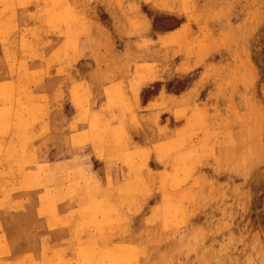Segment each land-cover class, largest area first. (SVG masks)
Returning <instances> with one entry per match:
<instances>
[{
    "label": "rangeland",
    "instance_id": "obj_1",
    "mask_svg": "<svg viewBox=\"0 0 264 264\" xmlns=\"http://www.w3.org/2000/svg\"><path fill=\"white\" fill-rule=\"evenodd\" d=\"M0 41L22 140L52 120L102 137L64 134L77 183L50 189L80 263L264 264V0H0ZM24 160L23 186L49 163L64 180L51 143Z\"/></svg>",
    "mask_w": 264,
    "mask_h": 264
},
{
    "label": "bare ground",
    "instance_id": "obj_2",
    "mask_svg": "<svg viewBox=\"0 0 264 264\" xmlns=\"http://www.w3.org/2000/svg\"><path fill=\"white\" fill-rule=\"evenodd\" d=\"M8 35L10 34L8 33ZM4 36H5V33H4ZM6 40L7 38L5 37V41ZM1 52H2V46H1V41H0V53ZM4 83H5V78L3 75L0 74V85H4ZM18 85H21V83H19ZM21 88L24 89V87H21ZM10 104L12 105V108L0 107V155H2V158L0 159V169L2 168V171L9 176L5 178L4 180H1L0 182V250L2 251L1 256L3 258L0 264H83V263H80V260L78 258V254H77L78 248H76L75 246H73L72 243H70V230L68 228H65V226L58 224V220L63 218L62 216L67 210V205H68L67 202L72 200V198L70 194L66 193L63 196L64 202L57 203L54 200V197H53L54 195L52 194V192H50V189L54 186V189H56V192L58 191L63 192L64 190H66L67 185L68 187L73 188L77 183V182H69L67 184L68 179H66V177L71 178V175L74 174V170L72 167L68 165V163L67 165H65L63 162L65 158L64 155H68V148L64 146V134H68L69 136L72 137V139L75 138L77 140L76 142H83V140H85V142L88 143L89 146L92 148H97L96 141L102 137L100 138L97 137L98 135H95V133H92L93 136L91 135V133H89L88 134L89 136L87 135L88 138L84 137L81 134L83 133L86 135L87 131H85V129H86L87 124H80V123L71 125L70 129H68L65 133L63 132L62 129H60L61 127L59 128V126L56 124V121L52 120L49 124V127L46 128L48 131L51 132L52 135H48V134L38 135V132L36 131L35 138L37 140L39 139L38 141L35 142V139L32 136L25 137L24 140H22L20 133L16 131L17 123H18V114L22 106L20 107V103L18 102V99L16 98H14L12 103H9V101H7L6 98H0V106H6ZM24 106L29 107V109L31 110L30 113L32 112V109L34 108V106L33 107L31 106V102L28 101V99L24 100ZM4 115H11V116H8V119L6 118V121L3 123L2 117ZM82 119L84 121L88 120V118L87 119L82 118ZM6 123H8L10 127L8 130L9 131L8 134L5 133L4 131V127ZM8 135H11V136H8ZM49 143H51L52 157L55 156L57 160L62 161L63 163L61 165L62 167L61 171L63 172L64 180L56 179L54 181L55 183H53L52 180H49L48 178H46L47 170L49 169V167L52 168V165H50L49 163V164H44L43 166H39L38 168L35 167L32 169H29V172L32 174L31 180H34L33 178L36 177L35 179L36 180L38 179V182L35 181L32 184L30 183V186H25V185L23 186V182L20 179V176L18 174L21 168L20 165L23 164V161L26 163V160L24 159L27 157V155L30 156V152L34 148L38 147V145L41 147L45 146L46 148L49 145ZM105 166L107 170H106V177H105V181L103 185L104 189H101V195L106 197L108 195L107 187H110L112 183L111 180L114 177L113 169L115 166L113 167V165L109 162H107V165ZM83 168L85 167H82V169ZM43 171L45 173L44 178L42 177ZM82 176L80 175V177ZM127 179H125L123 183H128L129 180ZM26 180L28 181V179ZM72 196H73V193H72ZM146 202L148 201L146 200ZM156 203H157V200H156ZM139 204L141 206L140 202L138 203V205ZM138 207H136V209ZM51 209H53V212ZM34 227H36V230L40 235L34 234V230H33ZM139 227H142V226H139V225L134 226V230L132 231L136 232L137 230L140 229ZM81 228H83V226ZM127 229H128V226H127ZM96 230L100 232L102 228L99 226H96ZM92 238L97 239L99 237H96V238L92 237ZM92 238H85V242H83V244H85L86 242H89V240H91ZM104 240H106V238ZM132 240H135L134 235L131 237V241ZM82 241L83 240H81L80 244H78L79 246L83 245Z\"/></svg>",
    "mask_w": 264,
    "mask_h": 264
}]
</instances>
